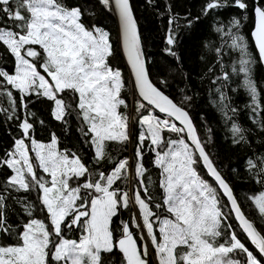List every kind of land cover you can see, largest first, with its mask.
Masks as SVG:
<instances>
[{
  "label": "snow or ice",
  "instance_id": "6c2138e0",
  "mask_svg": "<svg viewBox=\"0 0 264 264\" xmlns=\"http://www.w3.org/2000/svg\"><path fill=\"white\" fill-rule=\"evenodd\" d=\"M100 2L118 17L129 80L112 63L110 32L86 25L79 6L0 0V47L12 57L11 72L0 66V114L16 121L19 133L0 156V172L10 170L0 182V264H264V153L246 160L259 186L245 197L252 216L206 151L189 112L150 78L130 0ZM228 6L240 9L243 19L251 8V37L264 62V0H208L203 12ZM240 27L233 17L216 31L239 52L232 73L243 74L252 112L260 115L255 61ZM166 43H175L172 29ZM166 51L175 55L171 47ZM229 78L225 72L223 79ZM33 97L50 101L57 121L76 117L95 169L79 150L61 148L55 133L48 142L35 138ZM222 110L226 120L236 113L226 104ZM132 124L139 129L134 156L113 158L109 145L126 148ZM259 124L264 129V121ZM230 131L233 143L245 141L240 125L233 122ZM145 150L153 154L155 172L144 162ZM105 161L110 168L100 167ZM9 200L24 213L15 224Z\"/></svg>",
  "mask_w": 264,
  "mask_h": 264
},
{
  "label": "trees",
  "instance_id": "16d2710c",
  "mask_svg": "<svg viewBox=\"0 0 264 264\" xmlns=\"http://www.w3.org/2000/svg\"><path fill=\"white\" fill-rule=\"evenodd\" d=\"M130 1L139 25L152 81L190 111L199 136L218 169L230 182L235 195L247 205L246 211H250L251 215L255 216L256 213L252 211L251 203L245 197L256 192L259 186L255 184L246 170V160L264 153V129L259 124V121H264V68L251 37L254 22L251 8L247 13V19H243L242 11L232 6L213 10L205 15L203 9L208 0ZM68 2L82 9L85 13L83 22L86 25H96L110 32L114 45V56L111 60L117 62V67L122 70L126 80L131 79L121 53L118 22L114 12L106 9L100 0H68ZM231 2L232 0H229V4ZM172 17H175V20L170 25L169 19ZM233 17L241 19L239 34L248 40L249 50L255 61L252 64L251 75L257 84L258 91L261 92L262 111L260 115L252 112L251 97L243 85V74L232 73L233 63L240 58L239 52L231 50L227 46L230 40L221 39L222 34L216 31L221 24L227 26ZM189 21L191 24L188 23ZM169 29L173 30L175 36V43L171 46L166 43ZM233 31L236 30L233 29ZM169 47L175 55L166 51ZM218 48L222 49L220 54L217 53ZM0 54L3 55V59H0V66L11 72L12 57L2 47H0ZM236 66L239 67L238 64ZM225 72L230 77L227 81L223 79ZM162 80L166 83L161 84ZM217 89L220 91L218 92ZM221 92L226 95L227 99L221 101ZM186 96L191 99L185 100ZM127 100L129 105L134 100L131 90L127 94ZM225 104L229 108L236 109L231 120H226L224 116L222 109ZM30 109L36 114L32 118L35 120L36 139L48 142L51 135L55 133L59 138L61 148L79 150L89 167L95 169L96 165L91 160L92 152L78 131L79 121L74 115L66 117L67 124L55 120L51 115V102L43 98L33 97ZM229 115H232L231 112ZM41 120L43 124L39 122ZM233 122L245 129L246 139L239 144L233 143L234 137L230 131ZM132 125L134 133L132 142L126 148L117 144L109 145L113 158L134 156L136 133L139 129L136 124ZM18 134L17 122L8 121L3 114H0V156L5 150L11 148L13 139ZM152 159L153 154L145 150L144 162L150 171L155 172L151 168ZM100 167L110 168L111 164L105 161ZM200 170L204 172L202 167ZM9 174L10 170L7 169L0 172V182ZM7 211L14 224L24 219L21 206L12 200L8 201ZM129 216L130 213L124 211L121 218L127 220ZM109 264L113 262L110 261Z\"/></svg>",
  "mask_w": 264,
  "mask_h": 264
},
{
  "label": "water",
  "instance_id": "95a60500",
  "mask_svg": "<svg viewBox=\"0 0 264 264\" xmlns=\"http://www.w3.org/2000/svg\"><path fill=\"white\" fill-rule=\"evenodd\" d=\"M130 4H131V1H130ZM131 6H132V4H131ZM132 9H133V7H132ZM133 13H134V11H133ZM115 14V13H114ZM115 17H116V20H117V22H118V30H119V39H120V48H121V53H122V56H123V58H124V62H125V64H126V66H127V68L129 69V71H130V74H131V70H130V66L127 64V59H126V56H125V54L123 53V50H122V37H121V34H120V28H119V21H118V17L116 16V14H115ZM134 17H135V14H134ZM135 19H136V17H135ZM253 19H254V17H253ZM136 21H137V19H136ZM254 21V20H253ZM137 25H138V22H137ZM253 28H254V22H253V27H252V29H251V32H252V30H253ZM138 31H139V33H140V29H139V25H138ZM140 36H141V34H140ZM141 42H142V39H141ZM254 43V42H253ZM142 48H143V51H144V47H143V43H142ZM258 53V52H257ZM144 55H145V51H144ZM145 59H146V56H145ZM262 65H263V68H264V62H262ZM146 67H147V69H148V66H147V59H146ZM151 78V77H150ZM168 95V94H167ZM169 96V95H168ZM170 97V96H169ZM171 99H173L172 97H170ZM173 101L174 102H176V100H174L173 99ZM176 103H178V102H176ZM179 104V103H178ZM181 107H184L183 105H181V104H179ZM188 112H189V114H190V116H191V118H192V115H191V113H190V111L186 108V107H184ZM192 121H193V123H194V125L196 126V123L194 122V119L192 118ZM196 128H197V126H196ZM197 132H198V130H197ZM198 135H199V133H198ZM201 139V138H200ZM202 141V140H201ZM206 151L208 152V150L206 149ZM209 153V152H208ZM223 175V174H222ZM210 179H211V177H209ZM229 182V181H228ZM230 183V182H229ZM231 185V184H230ZM235 194V193H234ZM225 200H226V198H225Z\"/></svg>",
  "mask_w": 264,
  "mask_h": 264
},
{
  "label": "rangeland",
  "instance_id": "374dc122",
  "mask_svg": "<svg viewBox=\"0 0 264 264\" xmlns=\"http://www.w3.org/2000/svg\"><path fill=\"white\" fill-rule=\"evenodd\" d=\"M112 63L114 64V66H116V67L118 66L117 62H115V61H113V60H112ZM125 65H126V64H125ZM126 67H127V66H126ZM127 69H128V68H127ZM129 72H130V71H129ZM133 104H134V100H132L131 103H130V112H131V109H132ZM132 115L134 116V112L132 113ZM131 127H132V130H133V125H131ZM133 134H134V133H133ZM129 144H130V143H129ZM129 144H128V145H129ZM129 157H131V155H129ZM200 171H201V170H200ZM201 172H202V171H201ZM202 173H203V172H202ZM205 178L208 179L210 182H212L211 179H209L207 175H205Z\"/></svg>",
  "mask_w": 264,
  "mask_h": 264
}]
</instances>
